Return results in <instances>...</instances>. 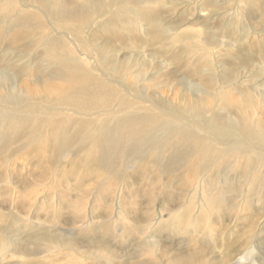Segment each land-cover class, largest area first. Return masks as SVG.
Listing matches in <instances>:
<instances>
[{"label": "rangeland", "instance_id": "1", "mask_svg": "<svg viewBox=\"0 0 264 264\" xmlns=\"http://www.w3.org/2000/svg\"><path fill=\"white\" fill-rule=\"evenodd\" d=\"M100 1L41 0L51 26L39 5L0 0V151L7 115L26 123L23 136L0 152V264H224L229 256L239 258L245 235L257 231L262 220L254 237L258 249L252 252L259 257L264 213L240 222L232 237L229 217L195 250L184 242V226H174L167 212L154 234L157 214L184 197V177L148 169L149 158L124 171L121 182L97 174L86 160L79 166V159L72 164L62 157L51 164L57 151L49 138L64 140L51 124L71 121V137L77 135L78 119L53 118L44 106L64 108L67 99L90 98L100 107L105 95L98 94L97 80L106 75L119 92L121 85L133 92L137 83L142 98L180 115L201 109L197 96L207 92L204 88L214 91L209 83L216 89L220 80H241L233 86L238 102L239 92L264 91V0ZM67 14L85 22L69 23ZM60 27L76 38H61ZM63 43L74 53L63 50ZM80 58L86 65L76 71ZM235 109L231 103L227 112ZM111 120L91 129L100 133ZM119 211L126 220L116 227L112 218Z\"/></svg>", "mask_w": 264, "mask_h": 264}, {"label": "bare ground", "instance_id": "2", "mask_svg": "<svg viewBox=\"0 0 264 264\" xmlns=\"http://www.w3.org/2000/svg\"><path fill=\"white\" fill-rule=\"evenodd\" d=\"M28 1L33 9L35 5L42 7L52 26V19L41 0ZM97 3L103 4L99 0ZM9 4L7 1L2 7L5 8ZM65 19L69 20V23L83 25L86 18L82 22H74L79 18L67 14ZM60 29L65 31V37L61 38L65 39L68 35L76 38L69 29ZM70 47L63 43L62 49L74 53ZM80 60L81 67L76 71H81L86 65L82 62L83 59ZM97 62L99 67L106 65L99 60ZM220 81L222 85L219 84L216 89L214 83H209L214 91L210 92L208 88H204L207 92L198 93L201 109L184 110L180 115L174 109L142 98L137 83L133 92L124 85H121L122 92H119L113 86L114 80H110L106 75L105 79L97 80L101 88L98 94L105 95L100 107L94 108L95 102L90 98H72L70 103L67 99L64 108L44 106L45 110L52 112L53 118L64 119L62 115H65L78 119L75 125L77 135L72 134L71 137V121H68L71 126L61 120H58V124H51L53 129L62 131L64 140L57 135L49 138V141L56 145L54 151L57 152H53V159L48 161L54 164L63 157L66 162L71 160L73 164V160L79 159L77 163L81 166L86 160L97 174L102 172L106 179L113 176L121 182L126 171L136 170L144 159L149 158L152 162H146L148 169L154 167L162 174H179L184 177V197L174 203V207H167L169 210H161L157 214V219L162 221L152 222V226L158 224L154 234H158L163 225V214L167 212L170 219L174 217V226H184L188 235L184 242L192 246L193 250L209 243L213 238L212 234L228 221L229 217L231 218L228 222L231 225L228 223L227 229L232 230V237L236 234L234 232L240 222L246 221L249 216L251 221L257 214L264 213L261 210L264 204V91L248 94L239 92L238 102V99L232 98L236 89L233 86L239 85L241 80L234 81V84L227 80ZM15 88L20 90L18 85H15ZM231 103L237 111L235 109L227 112ZM16 108L14 106L13 110ZM9 115L5 126L2 122V128L4 126L6 131L1 134L3 147L0 152H5L10 143L23 136L20 130L26 125L24 120L19 122ZM110 116L112 120L103 127L104 131L99 133L91 129L92 124L99 125L103 119L106 124V118ZM79 135L84 138H79ZM76 140L80 142L78 146L74 145ZM88 142L90 147L86 152ZM75 148L78 151H74ZM82 152H85L83 158ZM83 172L79 173L84 174ZM121 218L126 220L122 211H119V215L112 218L113 225L119 226ZM88 219L87 226H90L91 218ZM260 222L256 223L258 230L246 234L245 240H242L245 249L238 254L239 258L229 256L224 264H264L259 262L264 250L258 252L260 256L257 258L252 254L258 249L259 238L254 237L262 231V227H258L262 226Z\"/></svg>", "mask_w": 264, "mask_h": 264}]
</instances>
